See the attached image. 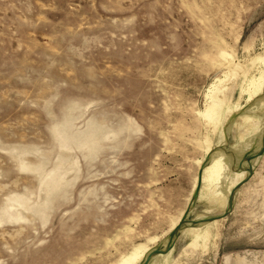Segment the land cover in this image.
<instances>
[{
	"label": "rangeland",
	"instance_id": "rangeland-1",
	"mask_svg": "<svg viewBox=\"0 0 264 264\" xmlns=\"http://www.w3.org/2000/svg\"><path fill=\"white\" fill-rule=\"evenodd\" d=\"M258 58L264 0H0V264H264V145L230 209L201 183Z\"/></svg>",
	"mask_w": 264,
	"mask_h": 264
},
{
	"label": "bare ground",
	"instance_id": "bare-ground-1",
	"mask_svg": "<svg viewBox=\"0 0 264 264\" xmlns=\"http://www.w3.org/2000/svg\"><path fill=\"white\" fill-rule=\"evenodd\" d=\"M257 60L264 67V59L258 58ZM259 76H260L259 78L255 79V80H252L249 83V85L247 87V90H245L246 91L245 94H247V97L249 99L248 101H250L252 104L257 105L258 107H263L264 108V69H263V72L261 73V75H259ZM226 103H227L226 98H224L222 96H219V94L218 95L217 94L214 95L210 99V105H209L208 109L205 112V117L207 119H209V121L218 120L219 116L222 115V112L225 109V104ZM236 113L237 112H235V113L232 112L230 114V116L231 115H233V116L230 117V120L228 119L229 123H230V121L232 122V118L234 119V116L236 115ZM247 116L250 117V115H247ZM222 117H220V118H222ZM249 117H246V115H245L242 118L243 122H241V123H243V124L245 123L247 130L248 129H252V130L256 129L255 130L256 132L255 133L253 132V134H254L253 138L256 137V139H257L256 143L254 142L255 144L252 143V144L242 145L241 148H240L241 150H236V152L237 151H239V152L242 151L241 153H239V152L236 153L235 151L228 150V149H224L223 150L222 148H221L222 150H219L220 148L219 149L217 148V150L213 153L214 157H213V161H212L211 167L206 169L207 170L206 171V175H205V177H203V182H201V183H206L209 186V189L211 191L215 192L216 194L222 193L223 192L222 191V187H223L224 183L227 184L228 190L226 189L227 192L224 195L226 197V199H229L228 197L230 196L229 194H232L231 193L232 189L233 188L235 189L236 185H238V183L241 182V180H242L241 173H243L242 171L245 170V167H246L245 165H248L247 162L249 160L248 157L246 156L247 152H254V149H255V151L260 150L262 148V145H263V142H264V120L262 122H260V121L257 122V120H254V118L250 119ZM226 124L228 125V122ZM223 126H224V124H223ZM227 129H228V127H227ZM247 132H245V133H247ZM242 135H244V134H242ZM247 140H249V139H247ZM253 140H255V139H253ZM238 147H239V145H238ZM230 149H232V148H230ZM237 158L240 159L239 164H237ZM254 160H255V158H254ZM243 176H244V174H243ZM242 182H243V180H242ZM236 188H239V187H236ZM224 203H225V201H224ZM228 209H230V208H228ZM191 226L193 227V228H191V233L196 238V240L194 239V242L195 241H199V240H204L206 242V239H207V235L206 234H207L208 229H206L205 226H201V227H195V225H191ZM184 231H185V229H184ZM202 244H203V242H202ZM195 245H197V244H195ZM169 251H171V250H169ZM166 253H164V254H166ZM170 253L166 254V255H160V254L159 255H154V256H152L151 260L148 263H145V264H165V262L167 261V258L171 257ZM146 257H147V255L145 256V254H137V255H135L132 258V261H131L130 264H144V262L146 261Z\"/></svg>",
	"mask_w": 264,
	"mask_h": 264
},
{
	"label": "water",
	"instance_id": "water-1",
	"mask_svg": "<svg viewBox=\"0 0 264 264\" xmlns=\"http://www.w3.org/2000/svg\"><path fill=\"white\" fill-rule=\"evenodd\" d=\"M263 145H264V142H263ZM232 194H234V192L232 193ZM231 194V197H230V204H229V208L231 207V205H232V199H233V195ZM151 258H152V256H150V257H148V259H147V261H146V263H148L150 260H151ZM145 264V263H144Z\"/></svg>",
	"mask_w": 264,
	"mask_h": 264
}]
</instances>
